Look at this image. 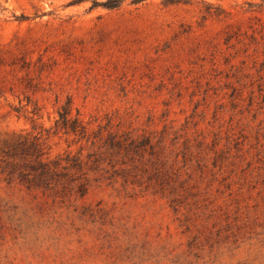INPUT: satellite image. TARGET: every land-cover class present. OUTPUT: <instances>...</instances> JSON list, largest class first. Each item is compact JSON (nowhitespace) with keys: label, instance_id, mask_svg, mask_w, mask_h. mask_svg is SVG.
Masks as SVG:
<instances>
[{"label":"rangeland","instance_id":"obj_1","mask_svg":"<svg viewBox=\"0 0 264 264\" xmlns=\"http://www.w3.org/2000/svg\"><path fill=\"white\" fill-rule=\"evenodd\" d=\"M0 0V264H264V0Z\"/></svg>","mask_w":264,"mask_h":264},{"label":"trees","instance_id":"obj_2","mask_svg":"<svg viewBox=\"0 0 264 264\" xmlns=\"http://www.w3.org/2000/svg\"><path fill=\"white\" fill-rule=\"evenodd\" d=\"M122 1L123 0H107L105 2V5L107 7H109V8H117V7L120 6V4H121ZM140 1H142V0H132V2H140Z\"/></svg>","mask_w":264,"mask_h":264}]
</instances>
